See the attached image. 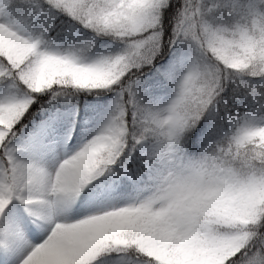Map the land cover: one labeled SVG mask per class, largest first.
I'll return each instance as SVG.
<instances>
[{
    "label": "snow or ice",
    "instance_id": "1",
    "mask_svg": "<svg viewBox=\"0 0 264 264\" xmlns=\"http://www.w3.org/2000/svg\"><path fill=\"white\" fill-rule=\"evenodd\" d=\"M228 31L258 69L264 0H0V264H264V178L207 192L198 182L225 140L264 158V114L226 123L227 95L177 112L201 50ZM261 84L253 71L233 92L255 101ZM81 92L103 98L88 105L97 122L60 155ZM111 128L118 154L64 189L69 159ZM165 185L179 195L154 206Z\"/></svg>",
    "mask_w": 264,
    "mask_h": 264
},
{
    "label": "clouds",
    "instance_id": "2",
    "mask_svg": "<svg viewBox=\"0 0 264 264\" xmlns=\"http://www.w3.org/2000/svg\"><path fill=\"white\" fill-rule=\"evenodd\" d=\"M245 23L247 24L245 31L257 27L251 20L247 22L240 20L241 26ZM258 38L264 40V35ZM240 40L238 33L228 31L223 40L210 41L205 45V49L201 50L199 69L186 85L183 100L178 105V115H190L204 102L213 99L223 100L225 95L229 101L224 108L227 113L226 123L229 117L234 123L235 117L246 111L257 110V114H264V84L258 87L261 95L257 96L255 101L247 94L244 87H239L233 92L242 78L247 79L253 71L264 72V63L255 69L252 60L242 58L245 44ZM224 74L228 76L224 85L228 92L222 95L221 77ZM166 115L162 113V116ZM260 140H264V132L258 134V142ZM120 147L121 141L116 128L101 130L91 135L77 149L76 158H70L67 162L64 173L60 177L62 187L70 189L88 171L98 169L110 161L114 155L118 154L117 149ZM251 148L252 145L245 147L244 144L237 145L235 141L228 140L219 145H213L212 151L220 157L222 163H210L198 178L202 190L223 191L237 186L253 174L264 178V158H253L250 155ZM164 187L167 191H159L154 195V206H164L169 202L166 197L175 198L179 195L175 188H169L167 185ZM183 199L189 201L190 194L185 193ZM254 230L264 232V228ZM128 255L136 259L137 254L129 252Z\"/></svg>",
    "mask_w": 264,
    "mask_h": 264
},
{
    "label": "trees",
    "instance_id": "3",
    "mask_svg": "<svg viewBox=\"0 0 264 264\" xmlns=\"http://www.w3.org/2000/svg\"><path fill=\"white\" fill-rule=\"evenodd\" d=\"M166 61H163L164 63ZM110 95V94H109ZM47 97H45V100ZM103 98L99 96H94L85 92L79 93L75 98H74V104L75 108L77 110V116H76V126L72 129L71 131V136L73 139H70L68 141H77L81 138H83V135L81 132V129L84 125V121H88L93 118L94 115H96V111H92L88 105L91 104L94 101H101ZM56 108L61 109V110H67L69 108V105L64 104L61 105L60 103H56ZM99 109H97L98 111Z\"/></svg>",
    "mask_w": 264,
    "mask_h": 264
},
{
    "label": "rangeland",
    "instance_id": "4",
    "mask_svg": "<svg viewBox=\"0 0 264 264\" xmlns=\"http://www.w3.org/2000/svg\"><path fill=\"white\" fill-rule=\"evenodd\" d=\"M158 95H163V91L161 92H158L157 93ZM97 122L96 120V115L93 116V119L90 120V121H84V126L82 127V134L85 135V131L91 127H93V125ZM83 139V138H82ZM82 139H80L78 142H73V143H67V145H61L59 146L57 149H56V152L60 155L63 154L65 148H67V150H75L79 145L80 143L82 142Z\"/></svg>",
    "mask_w": 264,
    "mask_h": 264
}]
</instances>
